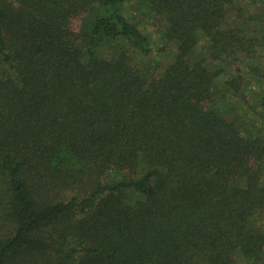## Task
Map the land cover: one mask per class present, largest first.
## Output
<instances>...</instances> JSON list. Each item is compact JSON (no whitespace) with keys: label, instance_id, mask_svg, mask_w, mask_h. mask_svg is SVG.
<instances>
[{"label":"trees","instance_id":"obj_1","mask_svg":"<svg viewBox=\"0 0 264 264\" xmlns=\"http://www.w3.org/2000/svg\"><path fill=\"white\" fill-rule=\"evenodd\" d=\"M129 1L0 0V264H264V0Z\"/></svg>","mask_w":264,"mask_h":264},{"label":"rangeland","instance_id":"obj_2","mask_svg":"<svg viewBox=\"0 0 264 264\" xmlns=\"http://www.w3.org/2000/svg\"><path fill=\"white\" fill-rule=\"evenodd\" d=\"M139 0H130L126 7V13L131 17L132 19H136V21L140 22V25L142 29L146 32H153L155 26H160L162 24L161 21L155 20V19H148L146 17V14L144 11H139L137 3ZM255 2V3H253ZM241 6L244 8L246 13L253 14L256 12H260L261 10V1L260 0H245L244 3L241 4ZM263 6V5H262ZM158 47V46H157ZM175 47V46H174ZM208 47V42L204 40L202 44L200 45V49L205 50ZM155 52L153 54V58H151L152 62L154 61V68H157L159 72L163 70L168 65V62L171 58V54H165L163 52H160L155 47ZM264 54V53H263ZM262 56L261 58H263ZM262 61V62H261ZM250 62H247L246 65H242V72L247 73L250 71ZM253 65V64H252ZM255 67H260L261 69H264V59L257 60L256 63H254ZM248 77H250L252 80H249L246 85L247 90V99L246 101L242 100V97L232 98L230 99V103L232 104V108H236L235 111L238 112L241 117L244 118L245 127L244 129L246 132H252L256 133L258 129L262 127V116H264V111L261 110V108L258 106V98H260L263 90H264V81L262 79L259 80V78L254 79L250 73H247ZM247 101L249 103H247ZM224 105L225 101H223ZM227 103V102H226Z\"/></svg>","mask_w":264,"mask_h":264}]
</instances>
